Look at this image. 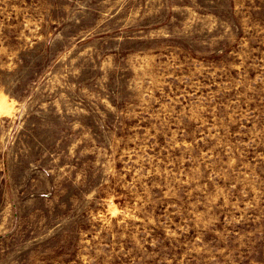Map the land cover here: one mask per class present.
<instances>
[{"label": "rangeland", "instance_id": "rangeland-1", "mask_svg": "<svg viewBox=\"0 0 264 264\" xmlns=\"http://www.w3.org/2000/svg\"><path fill=\"white\" fill-rule=\"evenodd\" d=\"M0 264H264V0H0Z\"/></svg>", "mask_w": 264, "mask_h": 264}]
</instances>
